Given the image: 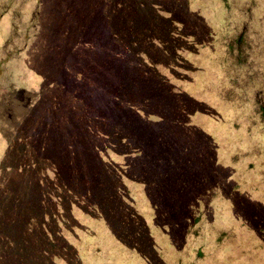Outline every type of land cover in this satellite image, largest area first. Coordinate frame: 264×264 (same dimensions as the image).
Returning <instances> with one entry per match:
<instances>
[{"label":"rangeland","instance_id":"obj_1","mask_svg":"<svg viewBox=\"0 0 264 264\" xmlns=\"http://www.w3.org/2000/svg\"><path fill=\"white\" fill-rule=\"evenodd\" d=\"M251 1L0 0V264H44L66 252L62 238L101 264H264V234L227 197L210 199L228 167L239 190L264 204V188L253 187L264 150L243 145L253 140L244 130L251 88L244 109L216 93L220 80L231 87L218 67L223 38L251 20ZM115 7L132 55L106 71L101 28L121 29ZM198 100L203 111H193ZM174 106L187 118L167 120ZM179 125L199 126L214 147Z\"/></svg>","mask_w":264,"mask_h":264},{"label":"trees","instance_id":"obj_2","mask_svg":"<svg viewBox=\"0 0 264 264\" xmlns=\"http://www.w3.org/2000/svg\"><path fill=\"white\" fill-rule=\"evenodd\" d=\"M262 1L258 0L257 2V0H252L250 2V5H248L247 7V15L248 18H251V20L247 19L244 22H237L229 29L228 33H226V35L224 36L222 50L220 53L221 55L218 59V67L219 72L220 68L225 70L222 73H225L226 78L230 80L229 85L231 87L221 85L222 83L220 80V83L218 84L216 89V93L219 97V100L234 104L239 109H244L245 107L243 101L247 98V91L250 86V98L252 102V108L250 109V113L248 114V122L244 124V130L246 133L252 134L251 137H247L253 140L252 142H250V145L245 142L243 145H247V148L255 149L257 152L260 151V148L264 150V145L259 146L256 144L259 136L254 135V133L256 132L260 133V136H263L261 137V140L264 142V35L262 34L261 29L262 21L259 19V16L263 12ZM258 5L261 6L259 7ZM261 8L262 12L260 13ZM255 10L257 17L253 15ZM241 11L242 13H245L244 10ZM112 13L116 15V25H121L122 27L120 30H117L116 28H112L113 24L104 23L101 28L102 37L108 36V41L104 45L102 44V49H108L109 51L106 54L104 53L101 55L102 61L104 63L106 62L103 65V69L106 71L119 70L132 55V48L130 43V29L126 24H122L123 13L120 9L116 7L112 9ZM253 24H257V27H254ZM219 76L222 77L223 74L219 73ZM234 87H238V90H235ZM187 98L188 100H183L182 103L191 102L189 100L190 97ZM173 102H175V98ZM170 104L171 103L169 102V107H171ZM204 104V101L198 100L196 106L193 107V111H203L206 105ZM187 116L188 115H183L182 112H180V110H178V108L174 106L172 109L169 110L167 120H182V118L186 119ZM179 128L182 129V131H191V129L197 130V134L204 137L202 139V141L204 140L203 145L205 143L206 146L214 147L215 143L213 141L212 136H210L205 130L201 129L199 126L185 127L179 125L178 129ZM187 138L188 135L186 137L185 143L188 142L189 138ZM202 147L197 148L201 150ZM234 156L236 157V155ZM224 171L225 172L222 171L221 175L217 179H213L211 181L212 185L210 187V199L212 200V198L217 194L219 196L227 197L229 200L230 208L234 215L238 216V218L244 223H248L250 226H254L258 233L264 234L262 233V230H264V204L262 203V201L250 197L248 193L244 195V191L239 190L238 183L229 176L232 173L230 168L225 167ZM261 172L262 175L259 176V180L256 182V184H253V187L255 188H264V183L261 184L262 181L264 182V169H262ZM105 173L110 174V171H103V174ZM224 183L226 184V186H224ZM103 194L104 195H102V200H104L105 196V193ZM177 194L180 195V198L176 199V203H180L181 205L186 203L189 198L187 188H181ZM161 196L163 197V192L161 193ZM66 197L69 199L72 198V196H70L69 194H67ZM59 198L61 200L63 198V195L59 196ZM65 201L68 202V204L73 202L68 199H65ZM242 202L244 203L243 207H241ZM94 204L97 206V209L98 207H100V204L97 200L94 201ZM187 212L188 211L186 210L185 206L183 208L184 218L187 217ZM100 217H105L104 219H106V221L109 219V223L111 226L115 223V221L110 215H100ZM180 220L181 218L176 219V221L179 222ZM170 221V217L163 218V222L169 227L170 224L168 223H170ZM70 230L76 229H74L73 225H70L68 222L65 223L64 231L67 232L68 236ZM77 232L82 234V232H79L78 230ZM84 234L92 235L94 234V231H92L91 233L87 232ZM62 241L63 248L58 246L60 250L59 253L63 249L66 252L62 251L63 254H57L55 257H51L50 259H48V257L46 256L45 259H43L44 264H49V262L50 264H53L52 261L54 258L56 260L58 259L66 261L65 264H101L98 256L94 252L92 257H89L86 254L85 256H83L81 252H78L77 244L74 245L73 243L69 242L67 239L64 238H62ZM92 243H95V241ZM41 247L47 246L42 245Z\"/></svg>","mask_w":264,"mask_h":264}]
</instances>
